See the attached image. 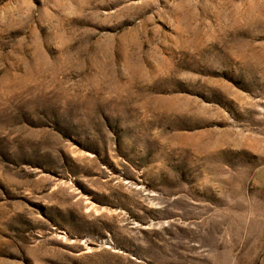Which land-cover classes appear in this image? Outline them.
I'll return each instance as SVG.
<instances>
[{
  "label": "rangeland",
  "instance_id": "rangeland-1",
  "mask_svg": "<svg viewBox=\"0 0 264 264\" xmlns=\"http://www.w3.org/2000/svg\"><path fill=\"white\" fill-rule=\"evenodd\" d=\"M0 264H264V0H0Z\"/></svg>",
  "mask_w": 264,
  "mask_h": 264
}]
</instances>
